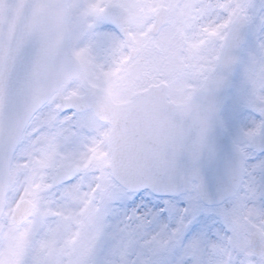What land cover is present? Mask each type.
Wrapping results in <instances>:
<instances>
[{"label":"rangeland","instance_id":"obj_1","mask_svg":"<svg viewBox=\"0 0 264 264\" xmlns=\"http://www.w3.org/2000/svg\"><path fill=\"white\" fill-rule=\"evenodd\" d=\"M110 4L132 16L128 44L100 16ZM160 5L169 18L153 35ZM67 6L72 48L93 83L125 99L133 87L162 77L176 102L214 66L231 20L243 9L251 34L222 116L241 144L258 131L264 0H67ZM133 47L140 50L135 58L129 56ZM79 88L74 82L67 93ZM50 105L35 116L14 156L0 221V264H264L249 249L252 231L264 240V153L245 149L243 183L218 206L205 205L195 190L175 197L133 193L107 168L109 125L91 111L60 115L57 103ZM62 169L75 178L52 187ZM25 197L35 210L16 225L13 208Z\"/></svg>","mask_w":264,"mask_h":264},{"label":"water","instance_id":"obj_2","mask_svg":"<svg viewBox=\"0 0 264 264\" xmlns=\"http://www.w3.org/2000/svg\"><path fill=\"white\" fill-rule=\"evenodd\" d=\"M102 15L121 24L129 21L126 12L116 6L106 8ZM166 21L162 8L153 31ZM248 34V22L240 12L216 67L185 103L169 101L165 83L139 91L123 103L114 102L107 90L91 84L83 95L63 98L72 79L87 83L70 48L65 0H0V218L12 157L23 130L33 114L55 97L61 99L63 109H93L112 124L108 166L128 190L148 188L157 194L180 195L192 191L195 180L207 204L232 196L242 181L244 156L225 129L221 111ZM260 113L262 128L249 145L264 151V108ZM71 177L70 171L63 170L53 185ZM32 212L33 204L25 199L13 216L21 224ZM250 248L264 255L257 232L251 233Z\"/></svg>","mask_w":264,"mask_h":264},{"label":"flooded vegetation","instance_id":"obj_3","mask_svg":"<svg viewBox=\"0 0 264 264\" xmlns=\"http://www.w3.org/2000/svg\"><path fill=\"white\" fill-rule=\"evenodd\" d=\"M159 75L162 76L163 73H160ZM161 78H162V77H161ZM146 80H147V78H146ZM153 81H154V80H153ZM153 81L149 82V84L153 83ZM157 81H159V80L157 79ZM146 85H148V84H146ZM146 85H143V86H141V87H144V86H146Z\"/></svg>","mask_w":264,"mask_h":264}]
</instances>
